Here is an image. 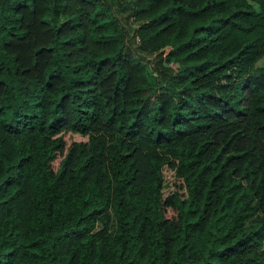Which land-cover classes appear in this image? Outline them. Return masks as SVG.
<instances>
[{"label":"trees","instance_id":"16d2710c","mask_svg":"<svg viewBox=\"0 0 264 264\" xmlns=\"http://www.w3.org/2000/svg\"><path fill=\"white\" fill-rule=\"evenodd\" d=\"M263 53L264 0H0V264H264Z\"/></svg>","mask_w":264,"mask_h":264},{"label":"rangeland","instance_id":"374dc122","mask_svg":"<svg viewBox=\"0 0 264 264\" xmlns=\"http://www.w3.org/2000/svg\"><path fill=\"white\" fill-rule=\"evenodd\" d=\"M256 65L264 66V53L262 54L261 57L258 58V60L256 61ZM112 224H113V221H111V222L109 223V228L112 227Z\"/></svg>","mask_w":264,"mask_h":264}]
</instances>
